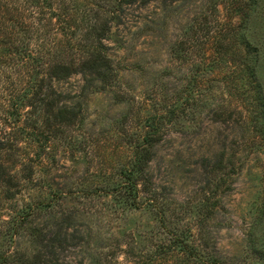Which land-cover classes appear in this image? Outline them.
I'll return each instance as SVG.
<instances>
[{
	"label": "rangeland",
	"instance_id": "1",
	"mask_svg": "<svg viewBox=\"0 0 264 264\" xmlns=\"http://www.w3.org/2000/svg\"><path fill=\"white\" fill-rule=\"evenodd\" d=\"M233 1L27 4L32 35L48 48L72 38L68 53L116 10L106 42L116 74L106 86L56 83L82 113L46 139L52 131H32L28 76L0 63V134L19 152L14 169L35 170L33 181L20 173L14 199L0 188V264H264V0H250L246 30ZM149 132L151 192L133 208L112 188ZM34 203L45 208L27 215Z\"/></svg>",
	"mask_w": 264,
	"mask_h": 264
},
{
	"label": "trees",
	"instance_id": "2",
	"mask_svg": "<svg viewBox=\"0 0 264 264\" xmlns=\"http://www.w3.org/2000/svg\"><path fill=\"white\" fill-rule=\"evenodd\" d=\"M35 0H28L25 4L20 1H13L11 6L7 7V1L2 3L5 12H0V63H13L16 76L21 77L26 74L30 80L28 87L29 93L25 95L30 97L31 102H36L37 117L34 121L32 131H52L46 139L57 138L64 130L71 128L80 120L81 110L77 106H70L63 96L62 92L56 90L55 84L67 81L77 75L88 76L101 82L111 85L115 78L116 70L113 67L111 56L108 52L109 34L112 31V22L117 11L114 10L111 21L97 18L92 25V31L86 38L81 40L82 48L77 53H68L73 44L72 38L55 41L53 45L47 47L46 40L35 38L32 35L30 4ZM120 4L147 6L154 0H119ZM232 5L240 10L238 29L246 30L247 17L244 15L246 8H251L252 2L246 4L244 0H234ZM6 7V8H5ZM12 15V20H7L8 13ZM115 14V15H114ZM10 29V31H8ZM6 30V31H4ZM40 39V40H38ZM73 48V47H71ZM214 51V48H213ZM211 49V53L213 52ZM215 52V51H214ZM216 53V52H215ZM211 54L210 57H214ZM252 56L246 53V57ZM250 58H247L249 61ZM252 78H256L255 69H251ZM33 104V103H31ZM33 106V105H31ZM0 131H7L0 129ZM142 142L134 148L132 152V161L128 168L121 172V179L115 182L112 192L120 194L133 208H140V199L151 192V177L149 176V165L154 158L153 148L156 145V132L146 133L141 137ZM10 137L0 134V188L4 200H12L17 194H21L20 173L26 172L25 179L33 181L35 170L30 161L25 164L22 171H16L14 168L17 162L14 160L18 156V150L9 147ZM47 142V140H46ZM45 148L37 151L38 156H42ZM13 161V163H12ZM148 197V196H147ZM45 208L43 203H34L25 211L27 215L36 213ZM29 210V211H28ZM27 263V262H26ZM29 264H46L42 256L33 255ZM212 264H217L216 262Z\"/></svg>",
	"mask_w": 264,
	"mask_h": 264
}]
</instances>
